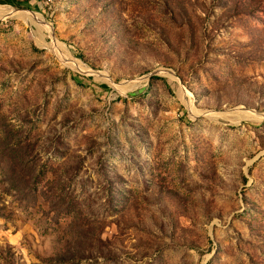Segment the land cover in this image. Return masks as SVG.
<instances>
[{"label":"rangeland","instance_id":"1","mask_svg":"<svg viewBox=\"0 0 264 264\" xmlns=\"http://www.w3.org/2000/svg\"><path fill=\"white\" fill-rule=\"evenodd\" d=\"M18 1L0 264H264V0Z\"/></svg>","mask_w":264,"mask_h":264},{"label":"trees","instance_id":"2","mask_svg":"<svg viewBox=\"0 0 264 264\" xmlns=\"http://www.w3.org/2000/svg\"><path fill=\"white\" fill-rule=\"evenodd\" d=\"M22 3L23 2H20L18 0H0V4H3V5L6 4V5L15 6V7L20 6Z\"/></svg>","mask_w":264,"mask_h":264}]
</instances>
